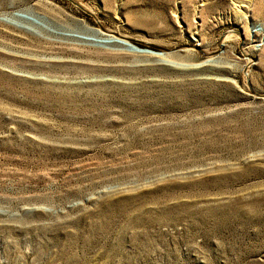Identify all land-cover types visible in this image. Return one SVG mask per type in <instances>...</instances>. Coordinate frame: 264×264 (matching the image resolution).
<instances>
[{"label":"rangeland","instance_id":"obj_1","mask_svg":"<svg viewBox=\"0 0 264 264\" xmlns=\"http://www.w3.org/2000/svg\"><path fill=\"white\" fill-rule=\"evenodd\" d=\"M0 264H264V0H0Z\"/></svg>","mask_w":264,"mask_h":264},{"label":"water","instance_id":"obj_2","mask_svg":"<svg viewBox=\"0 0 264 264\" xmlns=\"http://www.w3.org/2000/svg\"><path fill=\"white\" fill-rule=\"evenodd\" d=\"M130 47H131L132 49H136V48H135V47H133V46H130ZM195 49H196V50H197V51H198L200 54H203V52L201 51V49H200V48H198V47L196 48V47H195Z\"/></svg>","mask_w":264,"mask_h":264},{"label":"bare ground","instance_id":"obj_3","mask_svg":"<svg viewBox=\"0 0 264 264\" xmlns=\"http://www.w3.org/2000/svg\"><path fill=\"white\" fill-rule=\"evenodd\" d=\"M117 41H119L118 43H126V41L123 40V39H121V40H117Z\"/></svg>","mask_w":264,"mask_h":264}]
</instances>
